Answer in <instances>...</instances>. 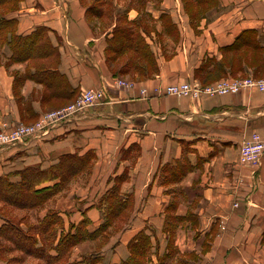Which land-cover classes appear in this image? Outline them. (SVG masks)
Returning a JSON list of instances; mask_svg holds the SVG:
<instances>
[{
	"label": "crops",
	"instance_id": "1",
	"mask_svg": "<svg viewBox=\"0 0 264 264\" xmlns=\"http://www.w3.org/2000/svg\"><path fill=\"white\" fill-rule=\"evenodd\" d=\"M86 2L20 0L18 8L6 15L16 19L17 34L45 27L58 53L56 68L68 85L75 92L101 87L106 100L45 133L0 147V175L8 173L16 181L17 169L34 162L46 160L48 167L63 154L91 152L90 168L73 177L40 210L41 217L47 209L57 211L66 228L85 217L90 231L104 220L100 196L119 185L127 207L114 216L102 244L100 236L80 242L71 251V261L90 255L97 258L94 264L119 263L130 255L129 242L143 231L151 246L146 264H264V155L258 164L238 161L240 144L252 132L264 137V91L250 88L196 98L156 92L194 78L205 57L219 59V48L231 44L243 30H256L264 44V0H217L195 24L181 0H112L116 10H126L129 20L144 12L154 18L157 31L143 34L152 47L161 34L168 41L166 49L160 41L157 44L156 68L148 74H115L105 64V35H110L117 19L108 18V28L101 31L102 20L87 14ZM162 14L178 28L177 40L161 32ZM7 47L5 43L0 48L5 56L11 55ZM26 63L14 62L8 68L0 60V120L17 115L11 71ZM242 64V76H264ZM115 76L131 86H117ZM41 86L27 78L22 95L38 93ZM33 107L40 109V100H34ZM20 150L27 153L17 165L14 156ZM5 208L13 216L21 210ZM5 220L0 214V225ZM86 245L92 248L83 250ZM170 251L174 254L162 260Z\"/></svg>",
	"mask_w": 264,
	"mask_h": 264
},
{
	"label": "trees",
	"instance_id": "2",
	"mask_svg": "<svg viewBox=\"0 0 264 264\" xmlns=\"http://www.w3.org/2000/svg\"><path fill=\"white\" fill-rule=\"evenodd\" d=\"M86 1L88 15L98 19L116 16L117 22L112 27L110 35L107 34L104 48L105 59L110 64L122 61L113 73L131 71L148 74L156 68L153 52L145 48L144 41L141 42L142 33L136 32L137 28L148 31L143 19L129 20L126 14L118 16L112 0ZM138 1L143 2V0ZM19 2L20 0H0V44L6 43L10 46L9 58L14 62L37 59L40 66L34 67L32 75L37 74L39 77L35 80V76H32L33 79L49 90L54 84L55 75L60 79V83L64 82L68 86L66 89L70 92V94L63 92L62 87L64 86L61 87L59 84L60 88L54 91L56 97L69 98L75 90L68 85L65 76L57 70V64L48 65L52 59L50 56L56 48L45 34L47 29L37 27L28 34H17L15 33L16 19L6 16L18 8ZM183 2L184 7L192 11L191 16L195 13H203L205 9L217 5V0H184ZM194 7L198 10L194 11ZM219 50L221 53L219 59L212 57L210 63H204L198 68L203 69L200 80L211 81L216 78L214 76L224 74L237 76L236 74L243 70L242 63L253 67L255 74H264V44L261 43L256 30H243L231 44L222 46ZM40 56H46L47 59L42 62L39 60ZM211 75L213 78H209ZM23 77V75L14 76L13 92L20 110L30 115L32 114L30 107L27 103L25 104L23 95L16 89L23 81ZM91 159V152L83 155L66 153L48 167L28 165L20 169L18 171L20 178L16 181H11L6 175H0V201L4 205L16 208H42L45 202L62 190L71 178L82 170H88ZM54 179L58 181L51 185L40 186ZM127 204L128 199L121 196L119 185L110 186L98 200L104 220L93 231L87 228L89 222L85 217L77 224H70L64 229L62 219L55 210L41 217L37 226H30L29 230H24L10 218H6L5 222L0 225V257L5 254L8 257L4 255L7 264H22L27 259H33L32 264H94L97 258L90 255H84L79 260L71 261L69 258L72 249L84 240L99 236L106 237L108 227L115 221L114 216L127 207ZM128 246L130 251L128 258L115 264H146L151 248L149 236L143 231L139 232Z\"/></svg>",
	"mask_w": 264,
	"mask_h": 264
},
{
	"label": "rangeland",
	"instance_id": "3",
	"mask_svg": "<svg viewBox=\"0 0 264 264\" xmlns=\"http://www.w3.org/2000/svg\"><path fill=\"white\" fill-rule=\"evenodd\" d=\"M92 1V0H90ZM184 0H181V4L182 6L184 7ZM191 7V6H190ZM103 8V7H102ZM119 10H116L115 12H117L118 16L121 15H125L126 14V10L124 8H118ZM194 11H195V7L193 8ZM184 12L185 14L188 16L189 18V21L192 22L193 24H195L200 18V15L203 14L201 12L199 13H195L193 16H191V12L190 10L186 9L184 7ZM140 19H143V21L145 22V24L147 25V28H148V31L145 32L143 29H136V32L138 33H142V36H141V42L144 41V45H145V48L151 50L152 52H154V50H157V44L159 43V45L161 47H164V45H167L168 44V41L166 39V37H164L162 34H161V37H155L154 39V46L156 47H152L153 44H151L150 42H148L147 38L143 35L144 33L145 34H148L150 35V32L151 31H157L156 30V27H155V21H154V18H152L151 16H148L145 12L142 13L139 17ZM136 19V18H134ZM169 19L170 17L167 15V14H162V17H161V32L164 33L166 36H168V33L171 34V39L172 40H177L178 39V36H177V32L178 31V28H176L175 26L172 25V23L169 22ZM101 26H100V30L101 31H104L105 29L108 28L109 26V20L106 19V17H103L101 19ZM112 30V28H111ZM45 34L46 36L48 37V39L50 40V35L47 31H45ZM106 37V35H105ZM51 42V41H50ZM52 44V43H51ZM4 44H0V48L3 46ZM8 45V44H7ZM55 47V46H54ZM171 47H172V44H171ZM8 49V52L11 51L10 49V46L8 45L7 47ZM56 48V47H55ZM165 48V47H164ZM166 49V48H165ZM10 54V53H9ZM105 54L104 53V62L105 64L112 70V71H116L120 64H121V61L117 62V63H109L106 59H105ZM3 55V56H2ZM10 55H4V53L1 51L0 49V60H2L3 62V65L8 67L9 68V65L14 63V61L10 60ZM212 57H215V56H207L205 57L201 63L199 64V66L195 69L194 71V79L200 81L203 85L205 84H208V83H211L213 81H216L222 77H226L228 76L227 74H224V75H217V76H214L216 78H213V76H209V78H213V80L211 81H204L203 79L200 80L201 78V74H202V71L203 69H198L201 66H203L204 63L208 64L210 63V58ZM51 61L50 63H48V65L50 66H53L54 64L57 63L58 61V53L56 51V49H54L53 51V54L51 55ZM216 58V57H215ZM43 65V64H41ZM36 66H40V63L39 61H37V59H30L27 61V63L25 64V66L21 69H15L13 68L11 73L13 76H19V75H23L24 79L23 81L16 87L17 91L20 92L21 94L22 93V85L24 83V81L27 79H33L32 76H35L34 79L36 80V77H39V75L35 74V75H32V68L33 67H36ZM37 73L39 72L38 70L36 71ZM203 75V74H202ZM237 76H242L244 74L242 73H238L236 74ZM208 76V75H207ZM263 76V75H262ZM54 84L50 87L49 90H46L45 86L42 85L41 88L39 89L38 93L34 92L32 94H29L27 97H25L23 95V99H24V102L25 104L27 103L28 106L30 107L29 110L31 111L32 114L30 115H27V114H24L21 110H20V107H19V104L18 102L16 101V97L14 96V99H15V103L17 105V115L14 117H9V119H4V120H0V134H7V133H11L13 130H18L20 128H23V129H27V132L28 134L24 136V138H27L28 135H29V132L34 129L35 127L39 126V125H44L45 123H47L49 120H51L50 117V114L53 113V116L55 117L59 111H62L64 112V109L69 107V106H72L74 105L75 107H78L79 104H77V102L79 101V99L81 98V96L83 95V93L86 91H83V92H75L72 96H70L69 98H61V97H56V92L54 93V91L58 90L60 87H59V84L64 86L62 87L63 89V92H67L68 94H70L69 90H67L66 88L68 86H66V84L64 82H61L60 83V79L58 77H55L54 75ZM57 81V82H56ZM115 82H120L122 81L123 83H127L126 85H124V87H128V86H131V82L123 79L122 77L120 76H115V79H114ZM59 87V88H58ZM98 87L95 86V87H91L89 89H97ZM88 90V89H87ZM157 92V91H156ZM158 93V92H157ZM147 94V92H146ZM145 94V95H146ZM60 96V95H59ZM190 97V96H189ZM34 100H40V109H37V108H34L33 107V101ZM21 104H23L21 102ZM100 105L102 104L103 105V101H96L94 102L93 104H90V105H84L80 108H77V110H75V112H73L72 114L70 115H75V114H78L82 111H85V110H90V109H93V107L95 105ZM60 114V113H59ZM43 140V139H42ZM47 140V139H46ZM36 147V146H35ZM37 149H39L41 151V148L37 146ZM25 151H22L20 150L14 157L15 159H17V165L20 164V161L21 160H25ZM22 162V161H21ZM47 164V161L45 160H40L39 162H34L32 163L31 166H37V167H41V168H45L44 165ZM11 166H15V165H11ZM22 169V168H21ZM13 169H11L10 171H12ZM18 171L20 169H17ZM17 171V172H18ZM85 170H82L81 172H79L78 174H81V173H84ZM6 174V177L8 179H10V175L8 173H5ZM77 174V175H78ZM76 175V177H77ZM20 178V176H19ZM72 179V178H71ZM71 179L65 184V187L68 185V183L71 181ZM53 197V196H52ZM51 197V198H52ZM46 203L47 201L45 202L44 206L41 208V207H34V208H31V209H27V208H20L21 210L18 209V215L17 216H13L10 211L5 208V205L2 203V205L0 206V214L1 216H5L6 218H10V220H12L13 222L17 223L20 227H22L24 230H29L28 228L30 226H37L38 222H39V219L41 218V215H40V210L43 209L45 206H46ZM7 206V205H6ZM11 210V209H10ZM53 209H47L44 211L42 217L44 215H46L48 212H52ZM13 217H12V216ZM9 220V219H8ZM62 224H63V221H62ZM70 225V224H69ZM67 225V226H69ZM58 226V225H57ZM60 226V225H59ZM58 226V227H59ZM65 225L63 224V228L66 229V227H64ZM105 241L104 237L102 240H100V244H102L103 242ZM171 241V239L167 240V243L169 244ZM92 248V245H86L83 247V250H87L89 251L90 249ZM86 252V251H85ZM170 253H173L174 254V251H170V252H166V255L164 254L161 259L162 260H167L168 256ZM5 255V254H4ZM2 254V258L0 257V261H1V264H7L6 262V257ZM84 256V255H82ZM92 257V256H91ZM8 258V257H7ZM33 263V259H27L25 262H23L22 264H32ZM166 264H168V262H166Z\"/></svg>",
	"mask_w": 264,
	"mask_h": 264
},
{
	"label": "built area",
	"instance_id": "4",
	"mask_svg": "<svg viewBox=\"0 0 264 264\" xmlns=\"http://www.w3.org/2000/svg\"><path fill=\"white\" fill-rule=\"evenodd\" d=\"M117 86H124L127 83L115 82ZM254 88L259 91H264V76L254 77V76H226L222 77L216 81L203 85L200 81L192 78L178 83H173L165 86L163 90L156 89L157 92H163L165 94L177 95V96H190L198 97L200 94L207 95H225L237 93L244 89ZM146 89L142 88L141 93L146 94ZM106 92L103 88L98 87L97 89L86 90L77 104L78 107L74 105L69 106L64 109V112L59 111L54 117L53 113L50 114L51 120H49L44 125H39L29 132V136L45 133L49 127L56 124L57 122L66 120L70 118L73 112L84 105L93 104L96 101H105ZM60 113V114H59ZM27 129L20 128L18 130H13L11 133L0 134V145H7L13 142L24 139L27 135ZM3 144V142H9ZM264 155V137L257 132H252L247 139H245L239 148L238 161L242 164H258Z\"/></svg>",
	"mask_w": 264,
	"mask_h": 264
},
{
	"label": "bare ground",
	"instance_id": "5",
	"mask_svg": "<svg viewBox=\"0 0 264 264\" xmlns=\"http://www.w3.org/2000/svg\"><path fill=\"white\" fill-rule=\"evenodd\" d=\"M11 141H9V142H3V144H6V143H10Z\"/></svg>",
	"mask_w": 264,
	"mask_h": 264
},
{
	"label": "water",
	"instance_id": "6",
	"mask_svg": "<svg viewBox=\"0 0 264 264\" xmlns=\"http://www.w3.org/2000/svg\"><path fill=\"white\" fill-rule=\"evenodd\" d=\"M3 146H5V145H0V147H3Z\"/></svg>",
	"mask_w": 264,
	"mask_h": 264
}]
</instances>
